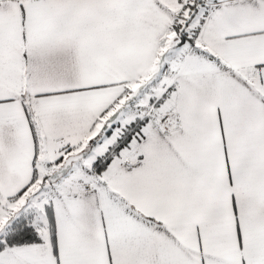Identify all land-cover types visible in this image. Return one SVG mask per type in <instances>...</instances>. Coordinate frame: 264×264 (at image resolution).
Instances as JSON below:
<instances>
[{
  "label": "snow or ice",
  "instance_id": "6c2138e0",
  "mask_svg": "<svg viewBox=\"0 0 264 264\" xmlns=\"http://www.w3.org/2000/svg\"><path fill=\"white\" fill-rule=\"evenodd\" d=\"M0 264H264V0H0Z\"/></svg>",
  "mask_w": 264,
  "mask_h": 264
}]
</instances>
